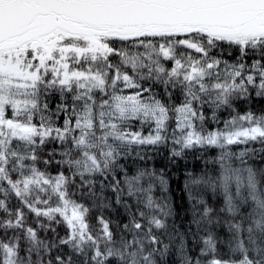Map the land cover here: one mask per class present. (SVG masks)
Wrapping results in <instances>:
<instances>
[{"label": "snow or ice", "instance_id": "1", "mask_svg": "<svg viewBox=\"0 0 264 264\" xmlns=\"http://www.w3.org/2000/svg\"><path fill=\"white\" fill-rule=\"evenodd\" d=\"M0 264H264V0H0Z\"/></svg>", "mask_w": 264, "mask_h": 264}, {"label": "trees", "instance_id": "2", "mask_svg": "<svg viewBox=\"0 0 264 264\" xmlns=\"http://www.w3.org/2000/svg\"><path fill=\"white\" fill-rule=\"evenodd\" d=\"M256 107L259 108L261 105L257 104ZM152 155L154 159L147 161V166L149 168L155 167L159 169L167 167L169 171L170 180L168 195L174 209V216L170 219L181 229H184L188 226V221L191 219V215L188 212V198L183 190L185 171L199 172L205 166V159H209L211 154L203 158H201L199 154H197V156H192L190 154L184 159L178 158L175 164L170 163L167 159L168 151L165 147L161 148L159 154L153 153ZM143 165L144 162H141V166Z\"/></svg>", "mask_w": 264, "mask_h": 264}, {"label": "rangeland", "instance_id": "3", "mask_svg": "<svg viewBox=\"0 0 264 264\" xmlns=\"http://www.w3.org/2000/svg\"><path fill=\"white\" fill-rule=\"evenodd\" d=\"M166 148V147H165ZM166 150L168 151V148H166Z\"/></svg>", "mask_w": 264, "mask_h": 264}]
</instances>
